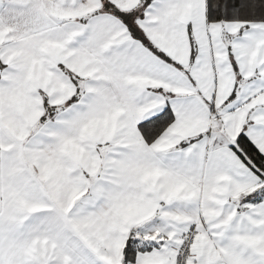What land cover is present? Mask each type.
I'll use <instances>...</instances> for the list:
<instances>
[{
	"label": "snow or ice",
	"instance_id": "1",
	"mask_svg": "<svg viewBox=\"0 0 264 264\" xmlns=\"http://www.w3.org/2000/svg\"><path fill=\"white\" fill-rule=\"evenodd\" d=\"M0 264H264V0H0Z\"/></svg>",
	"mask_w": 264,
	"mask_h": 264
}]
</instances>
